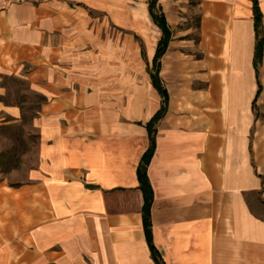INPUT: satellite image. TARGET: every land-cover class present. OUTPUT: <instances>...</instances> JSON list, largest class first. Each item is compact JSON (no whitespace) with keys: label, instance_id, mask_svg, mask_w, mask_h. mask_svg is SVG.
<instances>
[{"label":"crops","instance_id":"0c3cea01","mask_svg":"<svg viewBox=\"0 0 264 264\" xmlns=\"http://www.w3.org/2000/svg\"><path fill=\"white\" fill-rule=\"evenodd\" d=\"M1 1L0 78L29 64L26 79L46 100L24 181L0 170V264H155L136 176L143 124L161 101L147 72L160 37L147 0L137 17L147 77L119 108L108 86L84 77L73 87L66 44L54 42L62 13ZM183 1L159 0L172 37L159 73L168 106L147 167L153 243L165 264H264V53L258 91L252 0H199L197 41L180 26ZM19 119L0 99V126Z\"/></svg>","mask_w":264,"mask_h":264},{"label":"rangeland","instance_id":"374dc122","mask_svg":"<svg viewBox=\"0 0 264 264\" xmlns=\"http://www.w3.org/2000/svg\"><path fill=\"white\" fill-rule=\"evenodd\" d=\"M146 0H2L1 3L52 5L63 14V30L54 31V42L65 43V63L73 76V87L79 78L90 83H101L119 108L121 96H131L135 84L147 77L144 58L145 45L138 32V11ZM199 0H184L180 13L185 19L181 27L191 29L196 36ZM62 35V37H61ZM92 54L95 70L83 54ZM32 67L24 65L17 75L0 78V99L7 105L15 104L20 119L0 126V170L11 183L24 181L26 171L35 162L39 146L38 118L44 95L31 87L26 73ZM67 73V72H66ZM74 73V75H73ZM101 77V80L99 79ZM100 80V81H99ZM77 89V88H74ZM104 91V90H103ZM7 116L1 118L8 119ZM3 122V121H2Z\"/></svg>","mask_w":264,"mask_h":264},{"label":"trees","instance_id":"16d2710c","mask_svg":"<svg viewBox=\"0 0 264 264\" xmlns=\"http://www.w3.org/2000/svg\"><path fill=\"white\" fill-rule=\"evenodd\" d=\"M252 9L253 28L255 34V45L252 63L258 80L259 66L262 61V53H264V30H262V16L264 15H262L260 11L258 0H252ZM147 11L154 25L160 30V37L156 44V48L151 61V66L148 68L147 72L149 74L150 82L153 88L159 94L161 101L159 108L154 112L150 119L143 124L147 132L149 144L147 149L141 155L140 160L137 164L136 176L138 180V188L141 190L143 195V205L141 209L142 226L145 234V239L150 251V255L155 264H165L162 255L159 250L155 247L152 238V223L150 210L153 200V190L147 175V167L155 150L157 124L166 113L168 106V92L163 84L159 73L161 66V58L165 53L166 49L168 48L169 41L172 37V31L170 29L168 21L166 20L165 14L159 3V0H147ZM198 26L199 14L196 24V30ZM197 39L198 36L196 34V41ZM142 54H144L143 48ZM259 89L260 84L258 80V91Z\"/></svg>","mask_w":264,"mask_h":264}]
</instances>
